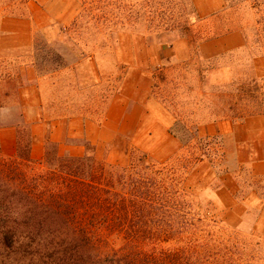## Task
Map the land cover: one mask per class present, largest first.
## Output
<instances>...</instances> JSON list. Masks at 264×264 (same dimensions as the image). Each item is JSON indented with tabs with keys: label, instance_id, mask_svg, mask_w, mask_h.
<instances>
[{
	"label": "rangeland",
	"instance_id": "1",
	"mask_svg": "<svg viewBox=\"0 0 264 264\" xmlns=\"http://www.w3.org/2000/svg\"><path fill=\"white\" fill-rule=\"evenodd\" d=\"M191 1L203 21L181 38L164 30L171 18L185 17V0H50L42 5L50 22L42 29L34 23L30 47L2 52L0 61L26 81L34 55L46 57L50 48L67 64L82 52L85 59L98 61L99 88L90 90L84 73L77 83L65 82L75 107L85 111L83 118L101 126L102 141L92 146L95 157L108 165L126 166L133 149L156 163L174 162L185 153L169 133L176 118L195 127L201 138L215 137L225 152L223 160L213 159L217 147L209 149L212 162L205 159L191 168L187 186L203 205L212 202L223 229L246 243L245 250L235 252L234 259L242 255L238 264H264V197H243L255 190L264 193V174L253 170L254 163L264 162V0H197L201 7L221 2L214 17H201L196 0ZM30 8L27 4L18 11L21 19L38 18ZM232 32L242 34V48L212 58L198 53V38L213 35L209 41ZM55 65L43 63L41 69ZM33 71L37 74L34 66ZM229 102H236L238 116L246 115L218 118L216 112L222 116L220 109L230 108ZM16 115L15 107L0 110V124L11 123ZM88 133L95 135L93 129ZM85 141L79 137L65 145L81 147L83 155ZM244 171L260 183L251 185ZM245 212L249 215L241 224Z\"/></svg>",
	"mask_w": 264,
	"mask_h": 264
},
{
	"label": "trees",
	"instance_id": "2",
	"mask_svg": "<svg viewBox=\"0 0 264 264\" xmlns=\"http://www.w3.org/2000/svg\"><path fill=\"white\" fill-rule=\"evenodd\" d=\"M185 1L189 9L185 17L171 18L164 30L181 38L188 37L193 26L203 21L192 1ZM28 2L0 0V20L20 18L18 11ZM76 22L74 19L73 24ZM59 31L66 35V30ZM212 37L198 38V43ZM47 51L46 57L39 54L33 57L32 66L38 77L67 65L53 48ZM81 59H85L83 52ZM43 63L56 65L42 70ZM2 64L0 61V110L15 107L16 118L20 119L23 115L20 90L27 81L22 76L17 78L9 65ZM231 105L229 102L230 108L225 111L220 109L222 116H218L219 111L215 115L234 120L246 115L238 116L236 102ZM16 126L15 154L9 158L0 156V264L242 261V255L235 259L234 255L245 250L246 243L223 229L212 202L203 205L201 196L187 186L191 168L205 159L212 162L209 149L217 147L213 159L223 160L225 152L215 137L201 138L195 127L176 118L169 133L179 141L184 154L174 162L156 163L147 153L133 149L127 165L117 167L98 160L88 141L82 143L84 154L80 157L61 154L58 144L46 141L42 159L35 161L30 156V126L19 122ZM244 172L251 185L260 183L253 179L252 173ZM257 191L243 197L263 198L264 193L257 195ZM248 215L249 212L244 213L241 224Z\"/></svg>",
	"mask_w": 264,
	"mask_h": 264
},
{
	"label": "crops",
	"instance_id": "3",
	"mask_svg": "<svg viewBox=\"0 0 264 264\" xmlns=\"http://www.w3.org/2000/svg\"><path fill=\"white\" fill-rule=\"evenodd\" d=\"M49 1L28 2V5L31 6V13H39L38 18L32 16L28 21L21 18L5 17L0 20V54L2 52L27 50L30 47L34 26L36 29H42L50 22V16L42 6ZM196 8L201 17H209L222 8V3L218 2L215 7L211 4L201 7L197 5L196 0ZM21 38L24 39L21 40ZM243 44L242 34L232 32L200 43L198 53L203 58H212L238 50L242 48ZM26 68L30 73V78L26 86L20 90L23 115L22 118H15L11 123L0 124V156L9 158L15 154L18 129L16 124L18 122L27 124L31 128L30 156L35 161L42 159L46 141L58 144L60 152L66 151L75 157L82 156V148L76 145H65L66 140L85 137L91 145H99L102 141L98 135L101 126L94 125L92 121L83 118L85 111L75 107L73 96L69 95L71 91H68V85L65 82L67 80L70 83V79H73L77 83V80L83 77L81 73H84L88 81H91L88 85L90 90L99 88L102 78L99 79L101 74L98 61L92 58L81 59L43 77L33 74L32 63ZM101 97L102 95H100V99ZM92 129L95 131L93 136L88 133ZM253 170L258 174H264V162L254 163Z\"/></svg>",
	"mask_w": 264,
	"mask_h": 264
}]
</instances>
